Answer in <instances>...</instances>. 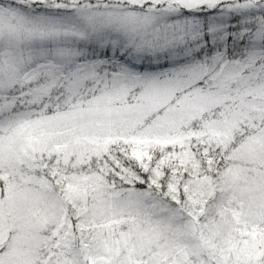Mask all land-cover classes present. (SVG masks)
Instances as JSON below:
<instances>
[{
  "label": "snow or ice",
  "instance_id": "1",
  "mask_svg": "<svg viewBox=\"0 0 264 264\" xmlns=\"http://www.w3.org/2000/svg\"><path fill=\"white\" fill-rule=\"evenodd\" d=\"M0 264H264V0H0Z\"/></svg>",
  "mask_w": 264,
  "mask_h": 264
}]
</instances>
